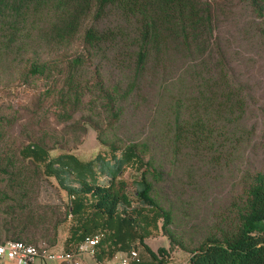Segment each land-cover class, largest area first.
Segmentation results:
<instances>
[{
	"label": "trees",
	"instance_id": "16d2710c",
	"mask_svg": "<svg viewBox=\"0 0 264 264\" xmlns=\"http://www.w3.org/2000/svg\"><path fill=\"white\" fill-rule=\"evenodd\" d=\"M243 1L264 20V0ZM212 3L0 0V54L17 60L23 83H44L36 107L48 103L62 125L47 135L37 126L14 148L30 169L0 157V242L52 246L66 222L63 250L98 234L97 262L140 248L129 264H164L172 249L184 264H264V166L241 161L264 103L253 107L254 84L225 56ZM79 118L103 147L85 160L59 143L70 132L78 141ZM222 176L223 202L205 198L197 223L199 207L186 208ZM51 185L64 197L39 201ZM158 231L168 247L152 250L144 239Z\"/></svg>",
	"mask_w": 264,
	"mask_h": 264
},
{
	"label": "rangeland",
	"instance_id": "374dc122",
	"mask_svg": "<svg viewBox=\"0 0 264 264\" xmlns=\"http://www.w3.org/2000/svg\"><path fill=\"white\" fill-rule=\"evenodd\" d=\"M214 7L213 12L216 15L215 34L222 50L227 59L234 64L237 69L236 72L242 78H250V83L254 84L255 94L253 95V107H258L264 103V38L259 34V28L264 27V20L262 17L254 14L250 6L243 0H210ZM12 54L8 56L0 54V116L6 117L2 120L3 140L0 143H6V149L0 151V157L5 160V152L12 158L10 168L12 170L25 171L30 169L29 164L24 163L25 160L16 154L15 149L21 144H24L27 139H31L33 134L37 133V126L45 130L46 135L50 133H60L62 125L53 119L51 114L52 108L47 109V105L37 108L36 95L45 87L40 80L28 79L22 82L20 78L19 63L17 60H11ZM249 75V76H247ZM258 82V84H257ZM143 110H137L132 119H141ZM255 112L256 110L253 109ZM39 119L40 125H32V122ZM8 120V122H5ZM84 126L85 132L78 137V141L73 137L71 132L66 135V140H61L59 143L63 148L73 154L79 159L85 160L93 156L96 151L103 148L95 137V131L84 124L83 118L78 119ZM77 120V121H78ZM77 125V122L75 123ZM73 126V124H71ZM50 144L51 140L47 141ZM247 144V145H245ZM242 145L241 152L242 164L251 167L264 166V112L257 118L255 124V134L249 143ZM15 148V149H14ZM59 149H52L51 154L59 152ZM14 154V155H13ZM22 165V167L20 166ZM19 168V169H18ZM128 170L123 175L126 176ZM226 176V175H225ZM222 176L217 180H213L212 187L209 188V193L203 192L198 195L197 201L188 207L187 212L193 216V210L196 206L199 210L196 211L197 223L204 224L201 218L202 214L206 212V201L209 200V208L222 203V199L226 194L230 179ZM48 195H44L43 191L38 194V200L45 201L47 197L53 202L58 197H64V191L59 190L55 185L47 186ZM209 194V197L207 196ZM45 197V198H44ZM190 209V210H189ZM187 220L186 218H184ZM184 219H181L184 221ZM201 219V220H200ZM188 222H191L187 220ZM67 226L66 222L61 223L60 236L64 228ZM57 228V232H58ZM57 235V234H56ZM149 246L155 250L158 246L168 247V241L161 233L154 232L147 240ZM47 251H64L61 244L55 242L52 246H46ZM71 252V251H69ZM77 252V251H76ZM139 253H142L138 248ZM73 253V252H72ZM124 252H116L119 256ZM187 253L183 250L172 249L166 256L164 264H184ZM113 260V259H112ZM105 261L104 262H110ZM61 262V261H60ZM93 259L82 261L80 264H93ZM64 264H74L73 260H69Z\"/></svg>",
	"mask_w": 264,
	"mask_h": 264
},
{
	"label": "built area",
	"instance_id": "2783aa9c",
	"mask_svg": "<svg viewBox=\"0 0 264 264\" xmlns=\"http://www.w3.org/2000/svg\"><path fill=\"white\" fill-rule=\"evenodd\" d=\"M99 239V235L85 237L82 242L77 245V252H87L93 255V246ZM67 251H47L43 243L34 245L25 243L19 240H6L0 242V264H5L7 260L14 264H29L35 257H43L47 260H73L75 254ZM137 258V251L130 249L127 253L118 257L116 260L107 264H129L132 260ZM76 262V261H75Z\"/></svg>",
	"mask_w": 264,
	"mask_h": 264
},
{
	"label": "crops",
	"instance_id": "0c3cea01",
	"mask_svg": "<svg viewBox=\"0 0 264 264\" xmlns=\"http://www.w3.org/2000/svg\"><path fill=\"white\" fill-rule=\"evenodd\" d=\"M67 235H68L67 226L64 228L63 232L61 233V236H60V229L58 228L57 241L56 242L59 243V244H61V246H62V243H63V241H64V239H65V237ZM148 238L144 239V242L149 246V244L147 242ZM163 247H165V246H163ZM150 249H152V248L150 247ZM123 254L124 253L120 254L119 256H117L115 254L113 257H111L110 259H108L106 261H109V260L114 261L118 257L122 256ZM88 259H93V261H94L93 264H107V263H109V262H104V261L97 262L94 259L93 255H90L87 252H79V253H76L75 254L74 264H80L82 261H85V260H88ZM5 264H14V263L12 261H10V260H7ZM29 264H60V261L59 260H47V259L39 256V257H35Z\"/></svg>",
	"mask_w": 264,
	"mask_h": 264
}]
</instances>
